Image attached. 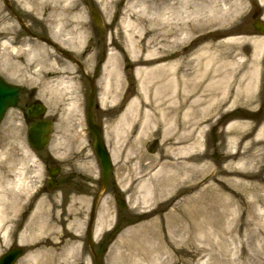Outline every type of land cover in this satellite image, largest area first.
Returning <instances> with one entry per match:
<instances>
[{
	"label": "rangeland",
	"instance_id": "obj_1",
	"mask_svg": "<svg viewBox=\"0 0 264 264\" xmlns=\"http://www.w3.org/2000/svg\"><path fill=\"white\" fill-rule=\"evenodd\" d=\"M129 1L122 15L130 23L129 33L135 50L141 61L148 52L153 53L150 58L155 59H146L147 64L137 63L127 49L122 59L131 67L124 69L121 61L117 71H111L113 86L103 100V73L96 82V120L103 128L109 153L118 148L120 153L112 159L109 184L96 207V219L102 216L105 228L94 240L95 252L102 264H137L143 259L144 247L160 240L164 244L160 258H152L159 254L153 252V256L139 261L141 264H264V146L251 148L249 138L238 137L231 149L232 153H237V158L225 156L226 142L233 137L225 132L230 123H234L233 132H249L251 137L259 134V140L264 143V56L253 58L254 44L250 41L222 44L213 36L216 32L223 33L220 37L253 36L249 10L253 5L264 14V0ZM111 2L115 5V0ZM198 48H203L204 54L196 61L191 54ZM207 54L213 59L206 65ZM175 56L176 59H172ZM224 57L229 61L226 72L230 73L220 84L219 97L228 91L231 97L225 105H233L207 109L211 114L200 139L201 146L191 151L203 152L205 160L187 177H182L191 185L202 179L207 181L189 193L175 195L182 185L178 184L164 196L152 194L147 204L136 206L138 191L149 180L155 183L158 169L155 166L142 178L138 175L133 179L137 158L146 156L142 164L155 159L165 126L153 124L139 144L121 147L132 128L127 134L122 130L123 133L115 135L113 127L129 102L142 95V80L136 76L134 68H159L178 60L181 71L190 75L187 81L193 82L201 74L214 73ZM66 75L73 76L66 80L75 82L77 79L75 73ZM158 79L168 80L163 76L154 80ZM253 80V86H246ZM237 83L241 84L243 96L251 98V105L237 104ZM52 84L44 87L48 108L56 112L46 113L56 118L49 149L63 167L71 168L81 177L72 180L69 197H62L60 191H56L51 195L43 194L31 204L34 192L43 182L39 163L42 153H35L28 145L26 127L18 123L20 119L14 116L17 113H8L0 123V192L7 195L0 227V255L11 245L20 244L26 254L18 264H32L25 261L28 254L38 256L42 260L38 264H95L85 244V222L100 179V167L92 151L93 137L84 136L86 131L79 130L82 124L76 123L84 107L80 91L77 93L72 85L58 89ZM85 87L84 92L88 91L87 85ZM147 91V96H154L151 90ZM132 137H138V130ZM217 169L237 172V176H216L222 186L225 185V191H220L210 179ZM83 177L88 178V182ZM208 185L215 188L205 189ZM116 194L127 208L117 205ZM149 210L153 212L141 215ZM1 230H6V238ZM145 231L153 235L146 236ZM71 245L75 251L63 252V248ZM98 247L103 248L102 252H98Z\"/></svg>",
	"mask_w": 264,
	"mask_h": 264
},
{
	"label": "bare ground",
	"instance_id": "obj_2",
	"mask_svg": "<svg viewBox=\"0 0 264 264\" xmlns=\"http://www.w3.org/2000/svg\"><path fill=\"white\" fill-rule=\"evenodd\" d=\"M139 2V0H138ZM140 3V2H139ZM124 28L127 31V35L130 39L129 43V51L131 53V57L133 60L135 59L137 63L147 64L148 60L146 59H155V57L150 58L153 53L148 52L143 55L144 61H141L139 52L135 50L133 45L132 36L129 33L130 23L125 20ZM191 32L194 29L190 30ZM245 38H231L222 41L224 43H238L244 41ZM253 46V58H259L264 50V37H255L251 39ZM204 54L203 48H198L195 50L191 56L192 59L199 61ZM206 54V53H205ZM117 56L115 53H110L108 56L107 63L104 66V75H103V84H104V94L101 100L104 99L106 94L111 91L113 83L110 80L111 71L109 70H117V67H114V58ZM213 57L207 54V63L212 60ZM134 60V61H135ZM112 63V64H111ZM111 64V65H110ZM229 61L227 58L221 59L220 66L214 70V73L208 71L206 75H200L196 81L188 82L187 77L190 75H186L181 71V66L179 65L178 60L170 62L168 64H163L158 67H136L134 72L136 76L141 78V86H142V95H140L137 99H132L125 112L120 115L116 124L114 125L113 132L115 135L125 130L126 134L129 128H132L131 132H128L126 137L123 139V143L121 145L122 148L133 147L135 144H139L143 137L146 135V132L152 127L153 124L158 126H165V131L161 138V146L158 155L155 159H152L147 164H142L143 160L146 159L145 155L138 156V167L134 171L133 179L136 176H140L142 178L147 170L158 167L155 173V183L151 184L150 180L145 182L143 189L141 188L138 191V196L136 199V206L147 204L151 195L155 194L157 196H164L170 190H172L178 184H182L176 191L175 195L178 193H189L192 190L198 188L203 185L207 180L202 179L201 181L191 185L187 184V178L183 181L182 177H187L188 173H191L193 169H195L198 164H201L205 160V154L203 152H197V154L192 153L193 148H198L201 146V136L205 132V125L209 123L208 115L211 113H207V109H221V108H231L233 103L226 106V100L231 97L230 94L219 97V89L220 84L223 83V80L230 73L226 72ZM167 68V69H166ZM202 68L199 67V70ZM208 69V66L206 67ZM158 70V71H157ZM158 73V75H157ZM165 77L168 79L164 80H154L155 78ZM63 86H66L69 81H60L57 82ZM240 83V82H239ZM237 83V104L242 102L244 105H251V98L243 96V90L241 84ZM150 84V85H149ZM254 85L253 82H249L246 86L251 87ZM147 90H151L154 96L149 94L147 96ZM225 101L222 104V101ZM236 101V98L233 99ZM145 109V110H144ZM233 124L230 123L226 127V134H233L232 138L226 142V146L228 152H226V157L230 159L237 158V153H232L231 149L233 148L235 138L241 137L242 139L249 138V145L251 148L257 146H264L259 140V134L255 137H251V133L247 132L245 134H239L238 132H233ZM246 124V123H240ZM212 126L215 123L211 124ZM138 130V137L133 138V133ZM221 132V131H220ZM218 134H221V133ZM109 138V136H108ZM120 148L114 149L112 151V158L116 159L117 154L119 155ZM227 151V150H226ZM217 175H233L237 176V172L234 171H226L224 169H217L216 174L212 175L210 179L213 181V185H216L220 191H225L226 187L222 186V182L217 179ZM137 179V178H136ZM213 185H208L206 188H215ZM204 189V188H203ZM217 189V188H216ZM218 189V190H219ZM6 198L7 195L5 192H0V227L3 224V215L5 213L6 208ZM189 201V200H188ZM187 201V202H188ZM153 210H149L147 212L142 213V216H146L152 213ZM107 227V226H106ZM105 225L103 223V217L98 216L95 222L94 228V237L95 239L100 236ZM147 233L146 236H152L151 232L145 231ZM2 236L5 237V232L1 231ZM167 246V245H166ZM63 252H73L75 251L74 246H68L62 249ZM164 244L158 240L157 243H149L143 249L141 253V258L139 261H143L144 259L149 258L151 253L157 252L159 253L152 258H160V254H163ZM62 258V257H61ZM151 258V259H152ZM150 259V260H151ZM27 262H32V264H38V262L42 261L36 255H27L25 259ZM137 261V264H141V262ZM162 264V263H159Z\"/></svg>",
	"mask_w": 264,
	"mask_h": 264
},
{
	"label": "flooded vegetation",
	"instance_id": "obj_3",
	"mask_svg": "<svg viewBox=\"0 0 264 264\" xmlns=\"http://www.w3.org/2000/svg\"><path fill=\"white\" fill-rule=\"evenodd\" d=\"M123 5L124 1H117L108 13L103 0H0V77L17 89L16 107L5 113H18L15 116L27 125L35 121L27 111L39 113L48 101L44 82H59L66 72H77L82 92L84 85L96 81L87 71L98 75L108 53L124 52ZM250 13L254 20L259 18L257 9ZM215 36L219 38V34ZM83 115L87 117V113ZM84 117L78 120L86 130ZM55 119H49L53 126ZM41 161L46 179L40 193L51 195L47 176L51 169L57 173L56 189H61L62 197L68 195L74 172H62L48 150Z\"/></svg>",
	"mask_w": 264,
	"mask_h": 264
},
{
	"label": "water",
	"instance_id": "obj_4",
	"mask_svg": "<svg viewBox=\"0 0 264 264\" xmlns=\"http://www.w3.org/2000/svg\"><path fill=\"white\" fill-rule=\"evenodd\" d=\"M254 27L259 32L264 33V24L260 26H258L257 24H254ZM15 96H16V92L14 91V89L10 88L9 86L5 85L3 82L0 81V119L2 118L3 111L8 106L13 105L15 103ZM92 99H93V89H91V93L88 96L89 110L92 104ZM89 127H90V130L95 133V141L93 144V150L100 162V166L102 169L101 188L97 195V198H98L99 194L101 193V191L105 188L107 184V176H108L109 171L111 170V162H110V158L107 153V150L101 139L100 130L97 125L91 122L90 118H89ZM49 132H50V123L47 121H39V122L31 124L27 132V138H28L29 144L36 150L43 149L48 142ZM118 203L120 206L124 207V204L119 199H118ZM87 242L90 246H92L90 228L87 231ZM22 253L23 251L21 248L11 249L7 254H5L0 259V264H13V262L19 256L22 255ZM94 261L96 262V264H101L100 261L97 259V257H94Z\"/></svg>",
	"mask_w": 264,
	"mask_h": 264
}]
</instances>
